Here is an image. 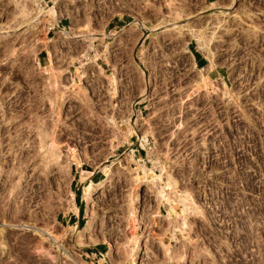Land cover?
Instances as JSON below:
<instances>
[{
  "label": "rangeland",
  "instance_id": "obj_1",
  "mask_svg": "<svg viewBox=\"0 0 264 264\" xmlns=\"http://www.w3.org/2000/svg\"><path fill=\"white\" fill-rule=\"evenodd\" d=\"M242 209L264 229V0H0V264L238 262Z\"/></svg>",
  "mask_w": 264,
  "mask_h": 264
},
{
  "label": "flooded vegetation",
  "instance_id": "obj_2",
  "mask_svg": "<svg viewBox=\"0 0 264 264\" xmlns=\"http://www.w3.org/2000/svg\"><path fill=\"white\" fill-rule=\"evenodd\" d=\"M255 217H261L260 214L254 213ZM240 220V224L243 229L241 230L239 235H235L239 237L238 243H233L232 254L233 257H228V260L238 259V262H230L228 264H264V262H260L262 260L264 254V243L261 242H252V233H257L262 236V232L264 229L257 231L256 229H251L248 226V218L246 214L242 217L238 218ZM230 239L233 240V237L230 235ZM263 261V260H262Z\"/></svg>",
  "mask_w": 264,
  "mask_h": 264
},
{
  "label": "bare ground",
  "instance_id": "obj_3",
  "mask_svg": "<svg viewBox=\"0 0 264 264\" xmlns=\"http://www.w3.org/2000/svg\"><path fill=\"white\" fill-rule=\"evenodd\" d=\"M53 10H55L54 8H53ZM52 10V13H54V11ZM129 25H132V23H130ZM68 35H67V37H77L76 35H74V34H72V33H67ZM201 42V41H200ZM136 119V118H135ZM134 120V119H133ZM133 122V121H132ZM133 123H135V121L133 122ZM131 124V123H130ZM132 126V125H131ZM132 128H133V126H132ZM93 189V191H94V186L93 185H90V186H88L87 188H86V195H87V200H90L91 198H92V190ZM92 200V199H91ZM79 206H77V209H79L78 208ZM92 226H93V221L92 220H88V222L86 223V225H84V227H83V231L84 232H89V231H91V229H92ZM74 228H75V230H77V231H79V227L77 226V225H75L74 226ZM81 229V228H80ZM82 231V230H81ZM36 234H38V235H40V239H41V241H40V244H39V248H41V249H44V242H46V241H48V240H53V241H56L57 242V246H58V249H64L65 250V252L69 255V253H68V251H67V249L66 248H64V246L62 245V244H60L59 243V241H58V239L51 233V232H47V230L46 231H39L38 233H36ZM83 235V234H82ZM135 244V246H134V248L136 247V242L134 243ZM111 253H112V251L110 250L108 253H107V256L108 255H111ZM70 256V255H69ZM134 264V263H133Z\"/></svg>",
  "mask_w": 264,
  "mask_h": 264
},
{
  "label": "built area",
  "instance_id": "obj_4",
  "mask_svg": "<svg viewBox=\"0 0 264 264\" xmlns=\"http://www.w3.org/2000/svg\"><path fill=\"white\" fill-rule=\"evenodd\" d=\"M224 82H225V84H227L226 83V81L224 80ZM228 86V85H227ZM202 89V88H201ZM202 90H204V89H202ZM201 90V91H202ZM215 92V91H214ZM213 92V93H214ZM227 97H228V95H227ZM135 106L133 105V108H134ZM140 111V113H141V110H139ZM134 112H135V109H134ZM252 170H254V168H251ZM243 170H249V169H247L246 167H244V169ZM230 172L231 173H228V175L229 176H231V174L232 175H236V173H234V170H230ZM250 178H252L251 176H250ZM256 180V179H255ZM248 181H250V179H249V177L248 178H244L243 179V181H241V182H243V183H245V184H248ZM228 184H231V183H228ZM257 185V184H256ZM245 186H247V185H245ZM244 195V194H243ZM238 197H242V194L241 195H239ZM235 198V197H234ZM244 199H245V201L247 200V198H245V195H244ZM228 201H230V206H231V208L235 205V200L233 199V197L232 198H228ZM245 207H247L246 206V203H245ZM228 208V207H227ZM230 212H231V210H229ZM234 212H238V215H236L237 217H242L243 215H244V213L246 214V217L248 218V226H249V228H251V229H256L257 231H259V230H261V229H263V228H260V226L258 227V224L260 225V221L258 220V218H260L261 220H262V214L261 213H259V212H256V211H248V210H244V209H242V210H240V211H232V215H235L234 214ZM254 213H258V214H260L261 215V217H255L254 216ZM254 218V219H253ZM254 221H253V220ZM251 225H254V226H252L251 227ZM257 233H259V232H257ZM257 233H255V234H257Z\"/></svg>",
  "mask_w": 264,
  "mask_h": 264
},
{
  "label": "crops",
  "instance_id": "obj_5",
  "mask_svg": "<svg viewBox=\"0 0 264 264\" xmlns=\"http://www.w3.org/2000/svg\"><path fill=\"white\" fill-rule=\"evenodd\" d=\"M113 17V16H112ZM112 17H110V18H108V20H107V22L104 24V26H103V32H105L106 33V31L107 30H112V28H110V25L112 24ZM113 27V26H112ZM113 31H116V30H113ZM149 31H151V30H149ZM113 33V32H112ZM151 35V32L150 33H148L147 34V36H150ZM195 63H196V65L198 66V63H197V60H195ZM81 204L82 203H80L79 204V209H78V211L76 212H73V214H72V216H73V218H75V221H73V222H77L78 223V225H80V218L82 219V214H81V210H80V206H81ZM77 225V226H78Z\"/></svg>",
  "mask_w": 264,
  "mask_h": 264
},
{
  "label": "trees",
  "instance_id": "obj_6",
  "mask_svg": "<svg viewBox=\"0 0 264 264\" xmlns=\"http://www.w3.org/2000/svg\"><path fill=\"white\" fill-rule=\"evenodd\" d=\"M80 210H81V212H82V210H83V209H82V204H81V206H80ZM70 220H72V222H73V221H75V218H73V216H72V217L70 218ZM83 223H84L83 221H80V224H81V225H83Z\"/></svg>",
  "mask_w": 264,
  "mask_h": 264
}]
</instances>
